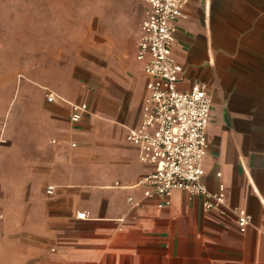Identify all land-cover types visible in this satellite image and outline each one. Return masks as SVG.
<instances>
[{"label": "crops", "instance_id": "obj_1", "mask_svg": "<svg viewBox=\"0 0 264 264\" xmlns=\"http://www.w3.org/2000/svg\"><path fill=\"white\" fill-rule=\"evenodd\" d=\"M145 4L132 52L107 45L105 82L81 86L58 59L40 73L45 94L67 101L39 90L20 143L0 147V264H264V0H188L176 22L178 89L198 83L211 100L204 183L225 191L211 210L181 189L161 207L138 184L154 169L127 140L147 95ZM73 102L87 104L76 123ZM236 208L252 216L245 231Z\"/></svg>", "mask_w": 264, "mask_h": 264}, {"label": "rangeland", "instance_id": "obj_2", "mask_svg": "<svg viewBox=\"0 0 264 264\" xmlns=\"http://www.w3.org/2000/svg\"><path fill=\"white\" fill-rule=\"evenodd\" d=\"M145 9L143 0H0V147L19 144L25 114L39 110L41 72L58 59L81 86L105 82L107 45L113 57L131 53Z\"/></svg>", "mask_w": 264, "mask_h": 264}, {"label": "built area", "instance_id": "obj_3", "mask_svg": "<svg viewBox=\"0 0 264 264\" xmlns=\"http://www.w3.org/2000/svg\"><path fill=\"white\" fill-rule=\"evenodd\" d=\"M146 15L141 24L137 58L145 61L149 77L139 127L132 128L127 140L141 149L140 158L152 164L153 171L143 175L138 184L145 187L144 197L160 199L159 206L170 204L174 190L203 198L206 210L219 209L225 203L224 185L210 192L204 183V159L209 142L207 128L211 118V100L204 86L194 84L188 91L178 89L183 72L172 51L177 19L188 0H144ZM48 102L67 101L52 90ZM71 120L79 122L87 110L85 102H73ZM75 145V144H74ZM54 187L49 186L52 193ZM134 202V199L129 198ZM140 204L141 202H135ZM238 226L245 231L252 221L245 208H236ZM85 216V213H79Z\"/></svg>", "mask_w": 264, "mask_h": 264}]
</instances>
